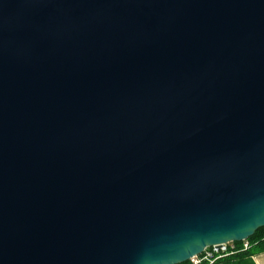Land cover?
I'll list each match as a JSON object with an SVG mask.
<instances>
[{
	"label": "water",
	"instance_id": "obj_1",
	"mask_svg": "<svg viewBox=\"0 0 264 264\" xmlns=\"http://www.w3.org/2000/svg\"><path fill=\"white\" fill-rule=\"evenodd\" d=\"M264 227V0H0V264H181Z\"/></svg>",
	"mask_w": 264,
	"mask_h": 264
},
{
	"label": "trees",
	"instance_id": "obj_2",
	"mask_svg": "<svg viewBox=\"0 0 264 264\" xmlns=\"http://www.w3.org/2000/svg\"><path fill=\"white\" fill-rule=\"evenodd\" d=\"M249 248L244 250L243 242L234 243L236 245V253H229L228 255L218 259L213 264H254L253 256L264 252V227L260 228L256 233L248 240ZM181 264H193L191 261H187ZM202 264H207L202 263Z\"/></svg>",
	"mask_w": 264,
	"mask_h": 264
},
{
	"label": "built area",
	"instance_id": "obj_3",
	"mask_svg": "<svg viewBox=\"0 0 264 264\" xmlns=\"http://www.w3.org/2000/svg\"><path fill=\"white\" fill-rule=\"evenodd\" d=\"M243 248L244 250L249 248V243L247 240L243 241ZM236 251V245L234 243H228L223 245L221 249L208 248L203 254L192 258L190 261L193 264H202L205 262L207 264H213L218 259L228 255L229 253H236Z\"/></svg>",
	"mask_w": 264,
	"mask_h": 264
},
{
	"label": "crops",
	"instance_id": "obj_4",
	"mask_svg": "<svg viewBox=\"0 0 264 264\" xmlns=\"http://www.w3.org/2000/svg\"><path fill=\"white\" fill-rule=\"evenodd\" d=\"M252 259L254 264H264V252L256 254Z\"/></svg>",
	"mask_w": 264,
	"mask_h": 264
}]
</instances>
